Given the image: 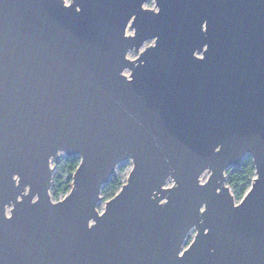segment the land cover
<instances>
[{
	"label": "water",
	"instance_id": "1",
	"mask_svg": "<svg viewBox=\"0 0 264 264\" xmlns=\"http://www.w3.org/2000/svg\"><path fill=\"white\" fill-rule=\"evenodd\" d=\"M147 1L0 0V264H264V0Z\"/></svg>",
	"mask_w": 264,
	"mask_h": 264
},
{
	"label": "rangeland",
	"instance_id": "2",
	"mask_svg": "<svg viewBox=\"0 0 264 264\" xmlns=\"http://www.w3.org/2000/svg\"><path fill=\"white\" fill-rule=\"evenodd\" d=\"M63 1L65 3H68L70 0H63ZM144 7L153 8L154 7L153 6V1L152 0L147 1L144 4ZM131 32H132L131 29H129V28L126 29V34H130ZM150 44H152V40L151 39L145 41L142 44V46L139 48L138 51L129 50L126 53V57L128 59H134L138 55L139 51H141L144 47H146V46H148ZM123 73L127 75L129 73V71L127 69H125L123 71ZM66 157L67 156H65V154L63 152L59 151V152H57V155H56L55 158H51L50 159V166L52 168L51 180L53 178H55V177H59L61 179V181H65L66 178L68 177V172H67L66 167L64 165V160H65ZM246 157H250V156L248 154H246V155L243 156V158L241 160H243ZM131 166H132V160L130 158L124 159V160H122V161L117 163L112 175H115L116 178L119 180V182L122 184V183L125 182L127 174L129 172V170L131 169ZM206 176H207V172L205 171V172L202 173V175L200 177V180L203 181L206 178ZM170 183H171L170 180H168L165 185H170ZM225 184H227L226 183V177H225ZM228 187H229L230 194H231V196L233 198V201L235 203L238 202L242 198L244 193L246 192V191H244L242 193V192H239V191H234L233 188L230 187L229 185H228ZM248 187H247V189H248ZM53 192H54V190L50 187L49 195H50V198H51L52 201L60 200L67 193L65 191H61V192H58L57 195H54ZM116 192L117 191L112 192L110 188H101V191H100V194H99L100 198H99V201L96 204L97 211H101L103 209V207H104L105 201L108 200L110 197H112ZM194 233H195V230L193 228L188 231V233L186 235V238H185V240L183 242L182 248L185 247L190 242V240L192 239Z\"/></svg>",
	"mask_w": 264,
	"mask_h": 264
},
{
	"label": "trees",
	"instance_id": "3",
	"mask_svg": "<svg viewBox=\"0 0 264 264\" xmlns=\"http://www.w3.org/2000/svg\"><path fill=\"white\" fill-rule=\"evenodd\" d=\"M79 158L77 156H69L64 160V165L68 172V177L65 181H61L59 177L51 180V188L54 190L53 194L58 192H67L71 187V175L78 165ZM254 176V167L250 157L241 160L239 166H230L225 171L226 183L233 188L234 191L244 192L251 183ZM121 183L112 175L107 183L102 188H110L112 192L118 191Z\"/></svg>",
	"mask_w": 264,
	"mask_h": 264
},
{
	"label": "snow or ice",
	"instance_id": "4",
	"mask_svg": "<svg viewBox=\"0 0 264 264\" xmlns=\"http://www.w3.org/2000/svg\"><path fill=\"white\" fill-rule=\"evenodd\" d=\"M64 7H65L67 10L71 11L73 5H72L71 3H68V4L64 5Z\"/></svg>",
	"mask_w": 264,
	"mask_h": 264
}]
</instances>
